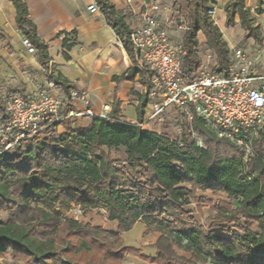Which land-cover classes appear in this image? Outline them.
Returning a JSON list of instances; mask_svg holds the SVG:
<instances>
[{
  "label": "trees",
  "instance_id": "obj_1",
  "mask_svg": "<svg viewBox=\"0 0 264 264\" xmlns=\"http://www.w3.org/2000/svg\"><path fill=\"white\" fill-rule=\"evenodd\" d=\"M9 1L15 9L17 29L37 51L39 64L47 67L48 47L37 36L25 0ZM94 2L133 65L121 79H133L138 74L140 82L147 85L146 71L135 67L130 29L124 18L108 0ZM214 3L190 2L181 56V70L189 76L200 64L196 52L199 33L216 55L214 73H225L229 66L228 47L209 15ZM225 12L226 26H234L237 18L245 38L258 37L245 0H232ZM62 47L67 59L66 51L71 46L66 38L62 39ZM60 84L65 90L69 88L65 82ZM139 101L137 121L141 122L147 95H141ZM6 102L0 97V125L10 119ZM112 106L111 120L94 118L85 126L65 122L57 139L41 143L28 139L23 153L0 156V211L8 213L5 220H0V260L121 264L128 255L143 257L137 250L121 248L120 240L121 233L142 223L145 234H160L155 244L156 258H145L152 263L264 264V132L253 142L254 155L244 162L239 148L215 137L196 116L192 129L206 149L189 139L179 146L165 135L123 123L118 118V102ZM104 149H122L125 160L111 159ZM196 191L220 192L229 200L212 209L216 213L208 227L199 225L184 209L196 200ZM71 204L84 213L103 209L108 221L116 222L117 232L66 218L61 224V211ZM239 219L244 220L239 229L231 231L222 226ZM174 248L190 254V259L178 257Z\"/></svg>",
  "mask_w": 264,
  "mask_h": 264
},
{
  "label": "built area",
  "instance_id": "obj_2",
  "mask_svg": "<svg viewBox=\"0 0 264 264\" xmlns=\"http://www.w3.org/2000/svg\"><path fill=\"white\" fill-rule=\"evenodd\" d=\"M131 1L126 0L127 3ZM88 11L100 12L95 2ZM188 25L189 21L179 17L172 6L167 8L154 1L145 4L141 26L130 30L134 61L146 71L145 94L148 98L145 117L131 125L142 129L152 120H161L166 111L173 109L187 121L191 140L199 148L206 149L192 129V119L196 116L215 137L239 148L246 162L253 155V142L264 132V71L257 70L260 54L227 46L229 66L225 73L217 74L214 73L218 66L215 53L205 44L202 53L199 44L196 52L200 64L191 76L184 74L181 56ZM21 42L27 53H37L29 40L23 37ZM115 44L122 45L119 38ZM90 94L88 88L64 92L48 75L31 96H11L6 102L10 119L0 125V156L25 137L44 133L65 122L80 118L111 120L107 105H101L98 112L88 107ZM73 101H78L83 107L74 108ZM181 142L174 141L179 146ZM74 209L79 215L84 213L74 204L61 212L68 213ZM97 210L106 214L103 209Z\"/></svg>",
  "mask_w": 264,
  "mask_h": 264
},
{
  "label": "crops",
  "instance_id": "obj_3",
  "mask_svg": "<svg viewBox=\"0 0 264 264\" xmlns=\"http://www.w3.org/2000/svg\"><path fill=\"white\" fill-rule=\"evenodd\" d=\"M108 1L131 30L141 26L145 4L156 0H132L129 3L126 0ZM25 3L29 18L36 26L39 40L48 47V65L42 67L38 62L37 53L29 54L23 48V36L15 23V9L9 0H0V80L7 82L8 97L19 94L24 97L31 96L49 75L69 86L65 90L55 80L64 92L69 89L88 88L91 92L88 107L92 110L98 112L101 105H107L111 111L114 102H118V118L130 125L138 122L137 107L140 96L146 92V85L140 82L138 74L133 79H121L133 65L123 46L115 44L118 37L106 24L102 13L88 11L94 0H25ZM63 38H66L71 46L70 50L66 51L67 59L64 58ZM261 63L260 61L257 64L258 71H264V64ZM134 64L141 70L135 61ZM28 69L40 72L38 78L34 77V80L30 81L28 77L23 76ZM17 80L21 89L15 85ZM73 105L77 109L83 107L78 101H73ZM146 112L147 104L143 118ZM205 193L201 192L200 195L203 197ZM197 196L199 197V194ZM187 211L192 213V210ZM92 220L93 222H88L92 224L91 227L117 232L116 222L108 221L107 217L99 219L93 216ZM145 231L144 224L136 223L130 231L120 234L121 248L137 250L143 256L128 255L121 264H155L145 258H156L158 251L155 244L160 234L154 231L145 234ZM174 252L178 257L187 260L191 257L177 248H174ZM107 264L116 263L110 261Z\"/></svg>",
  "mask_w": 264,
  "mask_h": 264
},
{
  "label": "rangeland",
  "instance_id": "obj_4",
  "mask_svg": "<svg viewBox=\"0 0 264 264\" xmlns=\"http://www.w3.org/2000/svg\"><path fill=\"white\" fill-rule=\"evenodd\" d=\"M156 1H159V3H161L162 5L167 6V8L172 6L173 10L177 11V14L179 15V17H182L185 20H188V16H187L188 8L192 0H156ZM231 1L232 0H215V3L213 4V10H212L213 12L210 14V18L213 24H215L219 28L222 39L226 42L227 46L242 48L246 52H250L251 54H256V55L260 54L259 62L261 61L262 62L261 64H264V0H262V3L260 4L258 3V0H245V7L249 10V17L251 18L252 25L254 28L257 29V33H258L257 38L250 37L248 39L245 38L246 32L240 26L239 20L237 18L235 20L234 26L232 27L226 26L225 10ZM198 40L199 42H204L205 44V39H203L201 33L198 34ZM204 44H201L200 46L202 48L201 49L202 53L205 49ZM20 74L22 75L23 72H20ZM38 75H40V72H36L34 70L28 69L25 75L23 76L28 77L29 78L28 80L31 81V80H34L33 79L34 77L38 78ZM17 82L18 80L15 81V85H17ZM6 87H7V82L4 79L3 80L1 79L0 80V95L5 101L8 100V94L6 92ZM17 88L21 89V87L18 85H17ZM89 122L90 120L88 119L80 118V119L74 120L73 122H70L69 124L71 126H85ZM64 127L65 126L63 124L61 126H56L55 128H50L49 131H45L44 133H41V134H38L32 137H28V138L25 137L24 139L20 140L19 143L16 144L10 151L6 153H9L10 155H14L16 153H20V154L23 153L25 150L24 143L28 139H33L37 143H41L47 140L57 139L59 134L63 133ZM142 130L152 131V132L165 135L169 137L172 141H176V142H180L184 139H189V141H192L190 137L189 125L187 121L179 112L173 109L166 111L164 116L161 118V120L156 119V120H152L148 122L146 125L143 126ZM197 138L198 140L202 142L199 136H197ZM202 145L204 146L203 142H202ZM104 150L106 153L109 154V156L113 160H116L118 162H122L125 160L124 151L122 149H117V150L104 149ZM253 155H254V152H253ZM201 192L202 191H196L195 192L196 200L192 201V205L186 206L184 209L186 211L192 210V213H193L192 216L197 221V223L199 225L208 227L210 224H212L215 213H216L212 211V209L223 202L228 204L229 200L225 197V195H223L220 192L211 193V192L206 191L207 193L203 192L205 193L203 197L200 195ZM197 194H199V197L197 196ZM199 199H206L208 202L200 203ZM7 216H8V213L6 211H0V220H5ZM93 216L99 217V219H102L104 217H107V213L105 214L103 211H99L95 209V210H91L89 212H85L79 215L74 209L73 211L68 212V213L62 212L63 218L61 219V224H63V219L66 218L78 224L91 226L92 224H89L88 222H93L92 220ZM225 224L222 226H226L232 231L235 229H239L238 225L244 226L243 225L244 220L239 219L238 222H232L226 225ZM254 228H255L254 230H256V227ZM55 240L57 243L60 242L57 239ZM0 264H25V263L23 261H19V260L15 261L10 258H6L4 260H0ZM90 264H93V263H90Z\"/></svg>",
  "mask_w": 264,
  "mask_h": 264
}]
</instances>
